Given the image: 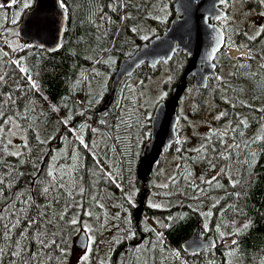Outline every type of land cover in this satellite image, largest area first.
I'll use <instances>...</instances> for the list:
<instances>
[{
	"label": "trees",
	"instance_id": "1",
	"mask_svg": "<svg viewBox=\"0 0 264 264\" xmlns=\"http://www.w3.org/2000/svg\"><path fill=\"white\" fill-rule=\"evenodd\" d=\"M167 1L171 7V0ZM25 2L26 0H18L15 6L0 8V28L4 27L3 30L9 28L4 26L7 17L11 19L23 7ZM63 2L68 9L69 21L62 48L58 53L50 54L46 50L42 51L25 44L26 47L24 46L23 50H19L16 53V57L13 58L3 48L2 42H0V54L3 52L8 53V57L4 58L0 55V59L3 60L5 70L12 71L14 66L10 65L8 61L23 58L22 66L29 68L33 78L38 80L42 95L37 93L32 98L37 102V111L43 110L46 113V116L40 118L41 127L39 130L42 136L51 134L57 137L48 145L50 149L71 151L74 144H78L76 141L78 132L73 135L67 132L63 125L57 123L59 118H64L70 114L72 120L69 126L80 128L85 143H104V150L101 152L100 146L97 150L99 157H102L106 146L114 148L125 172L123 173V183L127 185L129 175L134 180L137 172L135 170L134 176L132 175V169L127 165L125 155L127 147L131 144L128 141V137L133 129L127 118L136 109L135 102L131 98L133 95L132 83L135 81L136 86L142 88L150 79L169 67L172 71L173 79L171 83H173V89L183 76L185 64L183 55L178 52L173 59L171 67L168 64H161L157 69H150L147 65L141 67L133 77L123 82L115 104L104 114H100V111L110 95L111 84L118 71L120 62L124 58L133 56L144 43L158 35H162L169 26L172 13L169 22L162 29L160 28V23L154 20L156 16H161L163 13L160 9L164 4L160 0H129L131 6L127 9V12L132 18L123 21L120 17L123 16L125 10L121 8L113 12L110 7L112 0H63ZM32 7L26 8L25 12ZM100 14L103 15L104 21L99 24L97 17ZM21 20L22 18H19L17 21V27L20 26ZM150 23L156 26L157 32L149 36L148 39H139L140 36L148 32L146 29L149 28ZM6 25L12 27L9 23ZM132 27H136L139 30L133 33L130 31ZM1 33L0 35H3ZM1 39L4 38L1 37ZM134 43L137 46L130 52ZM231 48L234 47H228V49ZM260 59L262 57L251 59V63L237 61V64L250 65V67H234L235 76H231L229 81L221 83L219 87L210 84L208 90L199 91L196 95L194 116L197 117L204 111L209 92L213 90L212 99L225 111L232 109L233 115L239 111L249 118L250 127L245 130L244 139L250 134H252V137L264 135V129L257 135L255 134L257 125L261 122L264 123V119H262L264 118V112L254 111V109L264 107V69L260 68V65L264 63ZM219 60L220 64L222 63L225 68L233 66L236 62L228 54L222 55ZM250 72L259 73L260 76L256 80L245 79V74ZM13 75L19 76L21 74L17 71ZM246 83L250 85L251 90L248 97L244 98L242 96L243 91H240V89H244ZM226 85H231L235 91L227 90ZM221 89H224V91ZM43 96L48 99L44 100ZM225 96L233 100V102L244 100L251 105V108H241L237 104V107L233 109L224 102ZM50 104L57 105L60 109L59 112L52 113L49 110ZM81 112H83V115H80ZM101 121H105V123H101ZM81 125L87 126L81 128ZM54 129H58V131H54ZM149 129H151V123ZM249 131L252 133H249ZM61 134L67 135L68 139L62 142L60 139ZM32 135V133L28 134L30 141L32 140ZM100 138L103 140L99 142ZM240 141L241 138L237 136L236 142L239 143ZM221 148H223V145H220ZM251 150L255 152L254 157L251 152L244 150L240 163L233 164L230 162L229 164V174L233 177V173L236 170V179L241 181L235 189L228 184L227 175L219 177L220 183L225 186L223 189H212L207 185L200 184L199 179H196L195 176L197 170H201V174H204L206 178H209L214 172L208 169L206 163L200 160L193 162L190 156L180 151L178 154L180 157V170L178 176L175 177V182L170 181L168 188L161 189L158 193H153L152 182L156 179L159 171L155 168L147 186L148 204L145 207L144 214L153 218L163 219L164 237L169 242V245L159 243L154 237L153 229L148 228L143 221L138 226L146 234V240L156 244L157 252L163 259H165L164 254L175 249L182 253L190 264H261L262 260H264V140L252 144ZM174 151L175 149H173ZM80 154L83 157L85 167L91 168L93 166L92 157L82 148L80 149ZM246 158L253 161L251 167L242 163ZM9 162L14 163L15 158H9ZM45 162H47V158H45ZM61 163H64V161H61ZM224 164V161L217 162V166L224 167ZM27 169V165L21 167L22 171ZM189 172H192L193 175L188 176ZM190 180H194L202 188H208V196L193 199L198 193L194 191L189 183ZM98 187L101 190L102 203L104 202L106 191L111 192L113 196L119 194L120 191L116 184L107 181H104ZM140 187L141 185L136 179L135 192L137 194L135 197L137 201L140 198ZM226 192H240L241 195L237 198L226 195ZM165 193L171 194L165 195ZM149 200H160L163 204L159 208L149 207ZM217 201L219 203H216ZM209 203L211 205L208 208L207 205ZM213 204H216V207H212ZM119 205L120 203H117L116 206L118 207ZM229 205L234 207H228ZM130 208L131 211H129ZM130 208L127 214L131 212L130 227L133 231L137 224L132 216L134 212L132 205H130ZM208 212L212 213L210 217L204 215ZM199 223L203 230L204 224L207 223L209 230L204 232L206 235H215L218 245L216 249L208 250L201 254L189 255L184 251L183 243L192 236ZM244 224H249V228L243 230L240 235L231 234ZM114 226L122 231L123 237L127 235L123 231L129 226L126 225L125 221L118 220ZM217 226H219L218 230ZM100 231L101 228H99L96 236L99 235ZM219 233H224L223 239L220 238ZM77 234H73L69 241L70 250L71 248L76 249ZM139 240L134 237L121 239V242L115 247L111 264H135L136 262L139 264L141 261H139L140 258L137 251L140 254L141 249L145 248L146 244V240L142 244L138 243ZM232 240H237L239 246L231 245L226 247ZM154 244L147 247L154 249L152 247ZM137 246H139V250H137ZM232 250H235V255H230ZM94 261L91 264H95ZM96 264L103 263L97 262Z\"/></svg>",
	"mask_w": 264,
	"mask_h": 264
},
{
	"label": "snow or ice",
	"instance_id": "2",
	"mask_svg": "<svg viewBox=\"0 0 264 264\" xmlns=\"http://www.w3.org/2000/svg\"><path fill=\"white\" fill-rule=\"evenodd\" d=\"M190 2L197 3L198 0H190ZM16 3L17 0H11V4ZM225 3L226 0H219V4ZM259 3L264 5V0H259ZM5 6V4H0V8ZM29 6V3H24L25 8ZM130 6L129 0H112L110 5L113 12L121 8L125 10L124 15L120 17L121 20L132 18L127 12ZM188 6L184 5L185 8ZM59 7L66 9L63 0H60ZM160 11L166 12V8L161 7ZM260 15L264 16V12H261ZM101 18L103 19V17ZM202 19L209 29L210 44L209 51L205 56L206 60H214L221 47H234L237 51L247 47L243 44L228 43L225 39L226 31L217 32L215 25L209 23L210 20L222 21L227 19L215 11V3H213L212 15L203 16ZM12 23H16V21L13 20ZM36 26L39 29L42 22L37 20ZM130 31L136 33L138 29L132 27ZM213 33H216L215 36ZM261 34H264V25H259L256 34L248 36L247 39L255 40ZM245 35L247 34L245 33ZM143 39H148V37L144 36ZM228 39L230 40V38ZM16 50L13 49V51ZM0 55L4 58L8 57L7 52ZM254 58L251 49H249L248 59ZM8 63L14 66L12 71L5 70L3 60L0 59V264H67V259L71 254L69 241L73 234L77 233L84 237L82 242L78 241V246L83 249V255L80 256L78 264H89L93 251L92 246L96 243V233L99 228L106 226L105 205L101 202V190L98 186L107 181L116 184V187L119 188L120 185L116 183L118 174H115L113 170H106L101 164L97 154L99 145L85 143L82 136L76 135L78 144H74L71 151L52 150L48 147L51 141L57 137L51 134L42 136L39 130L41 127L40 118L46 116V113L43 110L37 111V102L32 97L40 93V84L37 79L33 78L31 70L22 66L23 58L10 60ZM212 66L215 67V64ZM234 67L243 68L250 67V65L238 63ZM260 68L264 69V64H261ZM17 71L21 75H13ZM231 75L235 76V73ZM259 76V73L250 72L245 74V79L256 80ZM215 79L223 81L221 76H216ZM226 88L235 91L231 85H226ZM221 90L224 91V89ZM240 91H244V89L241 88ZM40 94L42 95V93ZM166 95L167 93L162 94L159 100H163ZM43 99L47 100L48 98L43 96ZM224 102L233 109L237 107V104L241 108H251V105L244 100L233 102L227 96L224 97ZM49 110L52 113H57L60 109L57 105L50 104ZM254 111L264 112V107L254 109ZM80 115H83V112ZM234 116V120H227L223 129L210 127L209 133L205 134L200 146L192 149L196 155L190 159L193 162L200 160L206 163L208 169L215 173L209 178H206L204 174L197 177L200 184L207 185L212 189L225 187L219 179L225 175H227L228 184L235 189L241 181L233 179L232 175L229 174L228 162L232 159V153L234 151L239 152L241 144H243L244 150L251 152L254 157L255 152L251 150V145L264 140V135L244 139L245 130L250 127L249 118L239 111L235 112ZM228 117L229 112L219 111L214 119L221 121ZM71 120L72 116L69 114L64 118H59L57 123L63 125L67 132L75 135L80 129L70 127ZM101 123H105V121H101ZM86 126L81 125V128ZM262 129H264V125H262ZM54 131H58V129H54ZM29 133L33 134L31 141L29 140ZM229 136L232 139L231 143L227 139ZM237 136L241 138L239 143L236 142ZM16 138L21 141L20 144L13 142ZM60 139L63 142L68 137L61 134ZM175 143L179 145L181 140L177 138ZM220 145H223V150L220 149ZM81 148L92 157L93 166L91 168L85 167L83 157L80 154ZM176 151L179 152L181 149L177 147ZM9 158H15V162L10 163ZM45 158H47V162H45ZM218 161H224L225 164L219 171H215ZM242 163L251 167L253 161L246 158ZM24 165H27L28 169L22 171L21 167ZM192 175V172L188 173V176ZM169 179L172 182L176 180L175 177ZM189 183L198 193L193 199L208 196V188L200 187V184H196L194 180H190ZM160 187L168 188L169 185L165 183ZM121 191L123 190L121 189ZM136 194L133 191L124 195V199L129 205L134 204L133 198ZM170 194L165 193V195ZM226 195L239 198L241 193L226 192ZM118 207L123 209V205ZM149 207L159 208L161 205L149 203ZM212 207H216V204H213ZM228 207L234 206L229 205ZM123 210L127 211V209ZM204 215L210 217L212 213L208 212ZM115 219H120L119 214L116 215ZM124 221L126 225H129L123 230L127 235L121 238L113 237L114 243H120L121 239H131L135 236V232L130 227L129 217L125 216ZM249 226V224H244L231 234L240 235ZM218 228L219 226H217V230ZM208 230V225L205 223L204 231ZM162 235L160 233L157 237L161 244L163 243ZM219 235L223 239L224 233H219ZM230 243L233 246H239L237 240H232ZM213 247H215V241L204 240L202 233L199 232L184 246L185 250H191L194 255ZM137 250H139V246H137ZM235 254V250L230 251V255ZM175 256L179 258L180 252L178 250L175 252ZM261 264H264V260Z\"/></svg>",
	"mask_w": 264,
	"mask_h": 264
},
{
	"label": "water",
	"instance_id": "3",
	"mask_svg": "<svg viewBox=\"0 0 264 264\" xmlns=\"http://www.w3.org/2000/svg\"><path fill=\"white\" fill-rule=\"evenodd\" d=\"M173 1L175 2V18L169 29L162 35L144 43L133 56L124 58L120 62L111 84L110 95L100 111V114H104L115 104L123 82L133 77L144 65L150 69H157L161 64L172 62L177 52L188 55L190 62L180 82L172 89L171 96L167 101L156 105L151 119V136L142 150L136 172L137 181L144 189L140 204L134 212V221L137 225H140L145 210L148 193L145 188L153 176L155 168L160 165L163 155L176 145L175 140L178 138V126L181 121L179 108L191 90L187 81L188 77L195 78L196 89L207 90L209 81L219 76L215 64L216 58L214 60L205 59L209 51L210 40L209 29L205 26L202 17L212 15L213 3H215V11L224 17L225 13L220 7H223L224 10L227 9L228 0L223 5L219 4V0H198L197 3H191L190 0ZM59 3L60 0H35L32 9L24 13L19 35L26 45L42 51L46 50L50 54H56L61 50L68 27L69 13L67 9H61ZM184 5L189 6L185 8ZM37 20L42 22L39 29L36 26ZM215 28L217 32H220L217 27ZM215 34L213 33L214 36ZM222 49L223 47L220 48V51ZM213 64L215 67L212 66ZM198 232L202 233L204 240L215 241V247L207 248L199 254L217 248L216 237L206 236L199 223L192 236L183 243V249L187 254L194 255L191 250H185L184 246ZM83 239L82 235L78 236L75 241L76 249L83 251L78 246V241L82 242ZM229 246L231 243L226 245V247Z\"/></svg>",
	"mask_w": 264,
	"mask_h": 264
},
{
	"label": "rangeland",
	"instance_id": "4",
	"mask_svg": "<svg viewBox=\"0 0 264 264\" xmlns=\"http://www.w3.org/2000/svg\"><path fill=\"white\" fill-rule=\"evenodd\" d=\"M18 1V0H17ZM162 4H164V8H166V12H163L161 16H156V21H158L160 24V28H164L166 26V23L169 22L171 17V7L170 3L167 0H160ZM1 4H5L6 6L11 5L15 6V4H11V0H0ZM25 3H29L30 6H33L34 0H26ZM29 6V7H30ZM26 8L23 7L16 12V14L9 19L7 17L5 21L6 28L3 30L4 27L0 28V32H2L0 35V42H2L3 48L13 57H16V53L25 46V42L20 38L19 35V29L20 26L17 27V21L19 18H22V16L25 13ZM124 15V13H123ZM103 17L102 14L97 17L98 23H103ZM15 20L16 23H12V21ZM161 20H164V22H161ZM123 21V20H122ZM7 23L11 24L6 25ZM159 27V26H158ZM146 29V28H145ZM139 30V29H138ZM148 31L147 33H144L142 36H140L139 39H143L144 36H151L153 33L157 32L156 26H153V24H149V28L146 29ZM139 36V35H137ZM3 37L4 39H1ZM11 45V46H10ZM136 43L133 44V48L130 49V52H132L133 49L136 48ZM17 49L16 51H13V49ZM224 71L221 75L223 77V80L227 79L229 77V72ZM173 77H172V71L168 67L164 70H162L160 73H158L157 76L150 79L149 82L145 83L142 88H138L136 86L135 81L132 83L133 95L131 96L132 100L135 102V112L132 115L128 116V122L130 126L132 125L133 129L131 130L132 133L128 137V141L131 143L127 149H126V163L129 165L132 169V175L134 171H137V166L141 157L142 150L149 141V138L151 136V129H149V125L151 123V119L155 110V107L158 103L162 101L168 100L171 96L172 92V86L173 83H171ZM221 81L216 82V87H219ZM244 91L242 93V96L244 98L248 97L249 91L251 90V87L249 84L244 85ZM167 93L165 98L163 100H159V97ZM213 90L209 92V98L207 101V105L204 109V111L197 117L194 116V110H195V98L194 94L189 93L187 95V98L185 101L182 102L179 108V115L182 118V121L180 122L178 126V135L179 139L181 140V143L176 145L175 151L170 152L166 155L164 158L160 168L157 167L158 175L156 176V179L152 182V192L158 193L161 189H164L160 187V185H163L167 183H171L170 177H176L178 176V172L180 170V159H179V152L176 151L177 147L181 149L183 153H186L187 156L193 157L195 152L192 151L194 148H198L200 144L203 141V137L205 134L209 133L210 127L212 129H223L224 125L227 123L228 119H235V116L233 115L232 109L228 110L229 117L225 120L217 121L214 119L215 115L219 111H225L222 107H220L213 99ZM142 97V98H141ZM159 100V102H157ZM233 101V100H232ZM262 125H264L263 122L257 125V131L255 134L257 135L259 132H261ZM80 129V128H77ZM249 133H252L249 131ZM78 135L82 136L83 133L78 131ZM120 138V137H119ZM252 138V134L250 136L248 135L246 139ZM228 142L231 143L232 139L231 136L228 138ZM103 139L100 138L99 142ZM16 144H20L21 141L16 138L13 141ZM103 142L98 143L97 145L100 146L101 152L104 150L103 148ZM223 150V148H221ZM244 151L243 144H241V149L239 152L234 151L232 153V159L228 163L232 162L240 163L241 162V155ZM101 164L105 167L106 170H113L115 174L117 175V181L120 185L119 187V194H116V196H113L111 192L106 191L105 198L103 204L105 205V212H106V220H105V227L101 228V231L99 232L98 236H95L96 243L93 244V251L90 256L89 264L92 263L93 260L96 264L97 262H102L103 264H111L112 257L114 255L115 247L118 243L113 242V237L121 238L122 231L115 227L114 224L119 221H124L125 216H129L131 221V212L127 214L128 209L130 208V205L126 202L124 199V195L129 192H133L136 190L135 188V176L134 180L131 175H129V181L127 185L123 183L124 178V169L122 166V162L120 158L116 155L114 148H110V146H106L105 151L102 153V157H99ZM234 166V165H233ZM221 166H217L216 171H219ZM204 172V171H202ZM215 174V173H214ZM201 175V170H197L195 172L196 179ZM234 179L237 177V171L235 170L233 173ZM126 178V176H125ZM199 182V181H198ZM121 189L123 191H121ZM134 204L132 205L133 209L137 208L139 206V203L134 196ZM147 199V198H146ZM147 202V201H146ZM117 203H120V205H123V209H127V211H124L121 207H117ZM149 203H155L162 205L163 203L160 200L151 201L149 200ZM148 204V203H147ZM211 204L209 203L207 206L209 208ZM133 210V211H134ZM131 211V208L130 210ZM132 211V212H133ZM119 214L120 219H115L116 215ZM116 220V222H115ZM142 221L147 225L148 228L153 229L154 231V237L157 239L158 234L162 233L161 239L163 240L162 244H168L169 242L164 237V231H163V219L162 218H153L148 216L147 214H143ZM80 234L78 233L77 236ZM158 240V239H157ZM154 243L146 241L145 248L141 249L140 254L137 251L138 257L140 258L139 264H190L186 257L180 253L179 258L175 256V252L177 250L172 249L168 251L166 254H164L163 259L157 252L156 244L151 247H147L148 245H151ZM71 254L67 259L68 264H78L79 258L81 255H83V251L78 249L71 248ZM128 261V259H127ZM135 264H138L137 262Z\"/></svg>",
	"mask_w": 264,
	"mask_h": 264
},
{
	"label": "flooded vegetation",
	"instance_id": "5",
	"mask_svg": "<svg viewBox=\"0 0 264 264\" xmlns=\"http://www.w3.org/2000/svg\"><path fill=\"white\" fill-rule=\"evenodd\" d=\"M171 2H172V4H171L172 18L169 22V26H168L167 30L169 29L172 20L175 18V12H174L175 2L173 0H171ZM220 9L224 11V13H225L224 17H226L227 19L222 20V21H217L215 23L212 20H210L209 23L214 24L215 27H217L220 31H226L225 39L228 43L234 44V45H241V44L247 45V47H245V50L249 51V49H251V52L255 58L256 57H258V58L264 57V48H263L264 47V34L257 36L255 40H248L247 39L248 36H253L256 34V32L258 31L259 25H264V16L260 15L261 12H264V5H261L259 3V0H249V1L228 0V8L224 10L223 7H220ZM245 33L247 35H245ZM228 38H230V40ZM229 50L230 49H228V47H223V49L220 51V53L217 55V57L215 59V64L217 66L219 76H221L224 71L229 72V77L227 79L221 81L220 84L226 83L227 81L230 80L231 76H233L231 74L234 73V65L237 64V61L241 62V60H235L236 62L233 64V66H231L229 68L223 67L222 63L220 64L219 58H221L222 55H226V54L229 55ZM241 50H243V49H241ZM179 53H181V52H179ZM181 54L183 55V57L185 59V64H184V72H185V70L187 69V67L189 65L190 59H189L187 54H185V53H181ZM247 59H248V53H247ZM252 60L248 59L247 62L251 63ZM260 61H262L264 63L263 59H260ZM172 63H173V61L168 63V65H170V67H171ZM184 72H183V74H184ZM187 81H188L189 85L191 86V90L189 93L194 94V98L196 100V97H197L196 95L201 90H198L195 88V85H194L195 84V78L193 76H189ZM179 82H180V80H179ZM216 82H217L216 79L210 80L209 86H210V84H214L216 86ZM178 83H177V85H178ZM234 99L236 100V98H234ZM180 118H181V116H180ZM178 138H179V136H178ZM176 145L174 147L170 148L163 155V157L161 159V163L158 166V168H160V166H161L164 158L166 157V155L168 153L172 152L173 149H175ZM179 159H180V157H179ZM145 189L147 190V187ZM143 192H144V189H142V186H141L139 188L140 198H141V194ZM140 198L138 199L139 204H140ZM147 200H148V193H147L146 201ZM146 205H147V202L145 204V207H146ZM134 212H135V210H134ZM134 212L132 214L133 217H134ZM133 232H135L134 238L140 239L138 242L139 244H142L143 242H145L147 236L141 230V228L138 225H135V230H133ZM205 235H206V233H205ZM206 236H210V235H206ZM213 236H215V235H213ZM138 243H135V244H138ZM129 246H130V243H129ZM115 261H117V259H115Z\"/></svg>",
	"mask_w": 264,
	"mask_h": 264
},
{
	"label": "built area",
	"instance_id": "6",
	"mask_svg": "<svg viewBox=\"0 0 264 264\" xmlns=\"http://www.w3.org/2000/svg\"><path fill=\"white\" fill-rule=\"evenodd\" d=\"M230 54L235 59L242 57L243 60H247V52L246 51L231 50Z\"/></svg>",
	"mask_w": 264,
	"mask_h": 264
}]
</instances>
